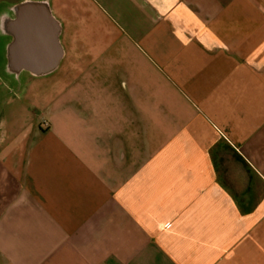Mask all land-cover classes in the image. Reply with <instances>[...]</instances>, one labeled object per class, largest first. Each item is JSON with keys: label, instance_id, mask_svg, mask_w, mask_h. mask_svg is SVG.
Here are the masks:
<instances>
[{"label": "crops", "instance_id": "1", "mask_svg": "<svg viewBox=\"0 0 264 264\" xmlns=\"http://www.w3.org/2000/svg\"><path fill=\"white\" fill-rule=\"evenodd\" d=\"M0 42V264H264V0H0Z\"/></svg>", "mask_w": 264, "mask_h": 264}, {"label": "rangeland", "instance_id": "2", "mask_svg": "<svg viewBox=\"0 0 264 264\" xmlns=\"http://www.w3.org/2000/svg\"><path fill=\"white\" fill-rule=\"evenodd\" d=\"M2 57V42H0V60H1Z\"/></svg>", "mask_w": 264, "mask_h": 264}, {"label": "built area", "instance_id": "3", "mask_svg": "<svg viewBox=\"0 0 264 264\" xmlns=\"http://www.w3.org/2000/svg\"><path fill=\"white\" fill-rule=\"evenodd\" d=\"M44 125L47 126L48 124L46 122H44Z\"/></svg>", "mask_w": 264, "mask_h": 264}]
</instances>
